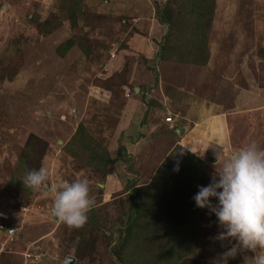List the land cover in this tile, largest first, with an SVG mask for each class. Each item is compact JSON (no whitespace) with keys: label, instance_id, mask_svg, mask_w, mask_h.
<instances>
[{"label":"rangeland","instance_id":"rangeland-1","mask_svg":"<svg viewBox=\"0 0 264 264\" xmlns=\"http://www.w3.org/2000/svg\"><path fill=\"white\" fill-rule=\"evenodd\" d=\"M166 2L0 0V264H214L224 250L213 239L217 218L193 197L247 143L264 146V0H215L209 58L199 59L201 66L180 63L188 55L178 48L186 39L180 33L171 39L176 48L166 45V58L178 63L144 58L147 44L159 47L156 53L164 44ZM182 2L171 1L169 11L183 15ZM150 18L165 26L160 45L136 33ZM188 79L195 92L227 105L231 147L202 160L163 136L136 166L116 132L127 98L149 99L160 80L177 88ZM200 79L206 81L198 88ZM80 126L126 166L105 171L86 159L87 138L74 139ZM189 154L193 169L183 177V167L174 169ZM164 163L168 174L160 171ZM41 166L49 170L47 187L25 188L26 173ZM158 173L166 195L147 190ZM83 178L96 205L84 226L70 228L51 215L55 192ZM177 179L191 190L180 193ZM112 180L119 188L110 194ZM136 211L143 219L128 231ZM244 255L254 254L229 264H244Z\"/></svg>","mask_w":264,"mask_h":264},{"label":"clouds","instance_id":"clouds-1","mask_svg":"<svg viewBox=\"0 0 264 264\" xmlns=\"http://www.w3.org/2000/svg\"><path fill=\"white\" fill-rule=\"evenodd\" d=\"M215 135L219 144V133ZM174 170L178 172L179 167ZM48 178V168L41 166L28 171L22 182L25 188L35 190L47 187ZM193 199L198 208L217 218L220 231L213 239L224 250L214 264H229L246 252L254 255H244V264H264V146L256 141L247 143L222 164L218 175L216 169L211 183L200 186ZM95 205L88 179L62 182L51 215L70 228H80Z\"/></svg>","mask_w":264,"mask_h":264},{"label":"crops","instance_id":"crops-1","mask_svg":"<svg viewBox=\"0 0 264 264\" xmlns=\"http://www.w3.org/2000/svg\"><path fill=\"white\" fill-rule=\"evenodd\" d=\"M148 23L149 25L144 27L146 30L140 28L136 31L137 35L147 41L151 40L152 43L156 41L160 45L159 39L165 34V26L151 18ZM154 48L147 44L143 49L145 59L150 57L151 60L157 59L156 50L159 47L154 44ZM157 71H159L158 68ZM188 80L189 84L185 87L177 88L171 83L160 80L155 90H148L155 94L154 96L147 94L149 99L127 98L121 110L122 121L119 122L116 132L123 141L127 155L133 157L136 166L141 163L142 155L147 154V148L154 145V141L161 140L163 136L184 145V148L189 152L192 151L193 154L199 153L200 155H197L202 160H206L212 153L220 156L231 147L229 126L232 113L227 105L217 103L209 96L198 94L195 92L193 79ZM205 81L200 79L198 88H200L199 85L203 86ZM139 90V88L135 90L137 94ZM165 115L171 116L173 123H166L165 118L163 119ZM215 133H219L221 138L219 144L216 143ZM136 137H138L137 140H133ZM110 152L112 165L119 166L122 161H117V151ZM122 164L126 166L124 162ZM118 188V184L112 180L106 190L113 194L112 190L115 191Z\"/></svg>","mask_w":264,"mask_h":264},{"label":"trees","instance_id":"trees-1","mask_svg":"<svg viewBox=\"0 0 264 264\" xmlns=\"http://www.w3.org/2000/svg\"><path fill=\"white\" fill-rule=\"evenodd\" d=\"M171 1L173 0H167L165 8L162 10L161 13H163V19H164V25L167 26L168 31L166 34V38L164 40V44H162L161 49L158 51L157 54V59L161 62H173V63H178L177 59L172 60L170 58H166V56L170 53L166 47V45H171L175 46L174 42L171 41L172 38L175 37L176 33H180L183 36H186V39L182 41L179 45L178 48L184 47L183 50L188 52V55L185 56L184 59H182V64H187V65H198V63H202L199 61V59L203 60V56H205V60L209 58V53L207 50V39L210 34L212 22H213V12H214V3L215 0H183L182 2V8L186 12H182L183 15H175L173 12L169 11V7H172ZM76 2V0H75ZM180 2V0H178ZM81 7V5H80ZM193 15V19L186 20L184 19L185 17ZM190 21V23H187ZM205 37V38H203ZM176 48V46H175ZM174 48V49H175ZM70 49V48H69ZM68 49V50H69ZM201 51V52H200ZM208 55V57H207ZM80 137L82 140L84 138H87L88 144H85L86 151L83 152V155H86V159H90L92 163L94 162H99L101 164V167L104 168L106 171L109 166L112 165L113 161L110 158V155L108 154L107 150L103 149L101 146H98L99 144L93 140L91 136L88 135L87 131L85 130L84 126H80L79 131L77 132L76 136L74 139H77ZM91 141V142H90ZM178 151H181V153H186V151L183 149V147H179ZM88 153V154H87ZM121 154V151H120ZM187 154V153H186ZM191 155V154H189ZM170 158V157H169ZM168 158V159H169ZM195 157L193 155L189 156V159L187 160V164H184V160H181L179 162L178 167H183V172L181 175L185 177L186 172L184 169H193L190 166V162L188 163L189 160H194ZM124 161L123 158L119 155L118 161ZM197 160V159H196ZM169 162L168 160L165 161V163ZM197 162L202 166H205L199 159ZM163 164L162 168L160 171H165L164 165ZM203 169V167H202ZM189 172V171H188ZM166 174H168L167 171H165ZM156 179V180H155ZM155 182H152V185L147 188L150 189L149 192H151L152 188H156V191L159 192V194L166 195L167 192V187L165 184V180L163 175L161 173H158L154 177ZM153 180V181H154ZM179 182V179H177ZM193 182V181H192ZM181 185L179 186V192H185L191 190L192 187H188V189L185 188L187 185V181H180L179 182ZM175 184V183H174ZM173 184V185H174ZM185 188V190H184ZM145 189V188H144ZM177 189V188H176ZM174 189V191L176 190ZM179 193V194H180ZM178 194V195H179ZM145 196H148L145 195ZM181 209V208H179ZM180 211V210H179ZM182 210L180 211L181 214ZM141 215V211H136V216L132 215L131 218L132 220L130 221L129 228L127 229L128 231L138 229L140 226V219H143ZM180 214L178 217H180ZM133 227V228H132ZM132 228V229H131ZM127 236L130 237V234H127ZM176 237H180V234H175Z\"/></svg>","mask_w":264,"mask_h":264},{"label":"built area","instance_id":"built-area-1","mask_svg":"<svg viewBox=\"0 0 264 264\" xmlns=\"http://www.w3.org/2000/svg\"><path fill=\"white\" fill-rule=\"evenodd\" d=\"M165 122L168 124H171V123H173V118L170 116V117L166 118Z\"/></svg>","mask_w":264,"mask_h":264},{"label":"water","instance_id":"water-1","mask_svg":"<svg viewBox=\"0 0 264 264\" xmlns=\"http://www.w3.org/2000/svg\"><path fill=\"white\" fill-rule=\"evenodd\" d=\"M72 263V262H71Z\"/></svg>","mask_w":264,"mask_h":264}]
</instances>
